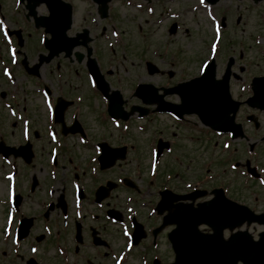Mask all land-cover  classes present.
<instances>
[{"label":"flooded vegetation","instance_id":"obj_1","mask_svg":"<svg viewBox=\"0 0 264 264\" xmlns=\"http://www.w3.org/2000/svg\"><path fill=\"white\" fill-rule=\"evenodd\" d=\"M96 38L91 37L89 42L94 56L95 50L99 49V47L94 49L92 45L96 42ZM31 43L34 44V40H31ZM36 44L38 47V37ZM37 47H34L36 53L32 60H30L28 52L23 49L29 63L36 61L41 51ZM79 50L84 52L83 49ZM10 55L13 61H11L9 53L0 52V140L6 145H15L18 142L24 143L28 138L32 148L34 147L37 151L40 148L44 150L39 158H44L45 164V154L49 156L53 148H58L55 164L59 160L63 161L67 172L52 179L48 174V169L45 172L41 171L40 168H36L39 176H43V181H48V184L41 183L39 190L36 188L30 190V178L25 181L21 179L22 172L25 171L24 168H20L23 161L20 159L21 161L18 163L19 158L11 159L18 174L16 180L19 190H16V193L22 197V202L14 214L7 236H4L7 220V210L4 207V224L0 238L2 244L0 264H143V262L144 264H168L169 260L167 259L170 258L168 255L170 250L168 249L167 233L173 228V225H169L167 219L166 225L157 231L155 235L152 232L154 229H158L157 226L161 224L162 217L168 214L167 209L162 215H159L155 210L159 199V190L164 188L170 189L174 194H184L196 188V184L185 183V178L179 170L168 171L166 169L165 172L161 171L154 188L147 186L145 191L139 190L134 193L135 196L128 203L131 212L127 211L126 206H122V186L119 184L110 190L108 196L100 203L94 202V192L97 185L104 184L106 180L117 182L121 174L114 176L110 170H107V174H103L104 171H98L97 169L93 174L94 176H91V168L96 164V160H92V157L94 158L92 152L96 150L101 142H106L113 147L126 145L128 153L131 151L139 152L144 144L141 133L132 132L131 129L124 132L120 129L103 127L102 125L105 124L104 114H83V112L81 114L78 112L69 114L67 110L78 104L75 101L76 96L81 95L82 101L84 98L87 99L88 84L85 82L84 76L87 75V72L83 59L77 61L76 56L73 54L70 58L59 55L48 64V66H51L54 62L53 72L65 68L67 76L71 74L73 69L75 75L81 77V79H79L78 84H71L65 80L52 77V73L42 72L38 77L29 76L20 62L23 54L18 55L14 51ZM3 60L11 62L2 64ZM72 64L77 66L73 67ZM80 66H83L84 74L82 71H77ZM5 70H7V74H5ZM25 78L27 80L36 79L37 93L41 96V90L44 89L52 100V106L57 96H62L74 102L66 110L67 114L65 112L63 115V123L66 129H70L75 125L74 121H77L78 125L74 126L78 128L77 132L62 134V125L56 123L52 118L50 119V114H44V126L37 127V120H39L37 116L39 115L30 114V116L25 114ZM40 79L42 81H39ZM45 86L47 88H44ZM91 116H93V119ZM6 126L9 127L10 138L14 139V142L8 141ZM147 130L145 129V132ZM16 131L19 137L15 139ZM53 136L56 140H53ZM169 137L170 132L163 130L162 138L169 139ZM135 154L140 156L139 153ZM164 155L166 159L163 160V167H166L169 164V157L167 153ZM131 161L137 160L134 158L129 159L128 162H118L112 167L116 166L121 170L123 167L128 166ZM5 167L9 170L8 166ZM31 167L34 168V164ZM42 172L44 173L41 174ZM141 177V175L136 176L138 180ZM4 182L6 189V181ZM74 182H77L84 192V202L85 205H88L85 209H83V206L78 209L80 217L76 216L74 207ZM261 190L262 195L255 196L254 199L256 202L262 201L263 211L264 183ZM70 192L71 196L67 194ZM199 200H194V203ZM179 202L178 199H172L169 203L170 210L173 211ZM109 209L120 211V221L112 223L113 221L107 214ZM64 216H66L65 219ZM133 218L142 224L145 237L132 246V251L127 260L124 258L121 262L120 249L123 243L121 223L130 228ZM45 226L49 228L50 233H46ZM255 226L257 225H248L249 228ZM37 230H41V232H37ZM16 231L20 236L17 239V245H14L12 235ZM41 242H44L47 248L53 252L52 255L41 256ZM30 246H36L37 251L34 254L30 253ZM57 247L65 249L63 255H58ZM43 254L45 253L43 252Z\"/></svg>","mask_w":264,"mask_h":264},{"label":"rangeland","instance_id":"obj_2","mask_svg":"<svg viewBox=\"0 0 264 264\" xmlns=\"http://www.w3.org/2000/svg\"><path fill=\"white\" fill-rule=\"evenodd\" d=\"M4 10L9 13L8 25L11 27H20L23 25L22 15L20 8L14 4V0H0ZM74 5V19H73V28L71 32L79 30L82 26H90L89 18L92 15H96L95 6L92 4L91 0H70ZM251 0H219L213 6V13L217 15V12L223 11L225 13V32H215L213 23L214 16L208 14L202 9H198V0H152L150 3L143 2L141 0H128L120 1L114 0L109 5L108 18L105 20H99V30H96L95 33L101 32V27H105V30L110 28V25L115 24L117 29L120 31L118 37H111V32L106 33L105 35L101 32L100 36L97 37L95 43H93L94 49L100 47L98 55H100L103 66L109 67L111 63H114V59L106 51L105 44L109 42L112 46H115V55L120 58V64L118 67L114 68V72H119L122 82L119 84L116 82L117 76L109 77L108 80L110 84L114 87L115 85H120L123 89L124 95L126 98L130 96V92L134 82L137 80L138 76H143L144 82H152L155 85H162L166 82L173 84L175 81H180V79L185 80L193 74L198 73L199 65L201 62L208 58V55H212V49L209 51L208 44L210 40H214L218 37L220 42V50L216 55V65H217V75H219L225 65L226 59L229 56L235 57L236 67L235 70H240L243 68L244 63L250 65V74L256 72H264V60L260 59L261 56H264V1L257 3H252ZM141 5L139 8L138 5ZM152 7L154 12H147V8ZM14 8V9H13ZM39 12H44V7L40 6ZM171 13H174L176 17L172 18ZM223 15L220 14V19L223 18ZM240 18L238 21L237 19ZM175 21L178 25L175 33L169 34L168 28L171 22ZM92 24V23H91ZM25 30H31L30 26L25 23ZM23 46L24 49L28 52L30 60L33 59L35 55L34 47H37L36 40L38 34L27 35L23 33ZM104 36V37H103ZM104 39V42H103ZM31 40H34V44L31 43ZM257 41V43H256ZM111 46V47H112ZM38 48V47H37ZM40 49V48H38ZM96 51V50H95ZM98 51V49H97ZM260 56V57H259ZM143 59H150L162 70H171L173 73L172 79L167 78L168 76H160L159 74L146 76L143 67ZM234 67V65H233ZM83 69V68H81ZM144 72V73H143ZM244 72L240 71L242 74ZM127 73H129L127 75ZM74 71L72 69L71 74L65 78L66 81L78 84L77 77H74ZM140 76V77H141ZM138 77V78H140ZM116 79V80H115ZM30 88L29 97H25L26 110L28 114H37V127L44 126L45 124V106L43 105L42 99L32 91L33 82L32 80L27 83ZM239 88V86H235ZM175 96H173L174 98ZM88 101H82L84 107L83 114H103V107L101 100L98 97L92 95L88 91ZM170 100H175L171 99ZM28 102V103H27ZM130 103L136 102L129 98ZM88 103V105H87ZM254 111V110H253ZM255 114H261L256 113ZM31 116V115H30ZM261 120V126L259 132L252 133L249 124L246 125L247 131L250 133L252 141L259 140L258 135L264 134V117L259 115ZM93 119V116H91ZM241 118V115H240ZM144 120H140L142 123ZM151 122V133L150 131L144 135L145 138H149L150 134L152 137L158 134L162 130L172 132V130L178 132L180 135L184 134L185 136L193 135L194 142H189V139L183 137L180 140H177V145H175L174 150L180 156V162L176 163L174 160H171L166 167H163V163L160 166L161 171L163 172L171 170H179L185 180H192L200 176V173H204L206 170L212 174L218 172L220 167L227 166V162L222 161V158H227L229 153L230 155L236 156V160H240L244 157L243 149L240 150L239 143L242 144V148L246 146V143L240 139H236L231 145V148L228 154L220 149V147L212 146V143L209 142L206 136L210 134L205 132L203 129H184L179 128L176 130L173 127V121L168 116L164 114H159L153 116V119L149 120ZM137 121L130 123L132 127L137 126L139 123ZM146 126V124H143ZM103 127H110L107 124L102 125ZM107 130V129H105ZM6 135L8 141L14 142V139L10 138V129L6 126ZM19 135L17 131L15 132V139ZM257 137V138H256ZM218 141L219 138H217ZM214 141V139H212ZM257 144L260 157L256 160L259 168L261 166L264 168V142ZM236 150H232V148ZM141 155L140 161H137L138 166L142 170V176L145 177L144 172L146 171V159L149 160V149L148 147L142 146L138 152ZM37 158L33 161L34 168L24 163L20 164V168H24L25 171L22 172L21 179L25 181L26 179L31 181V176H37L36 189L41 188V183L48 184V181H43V176H39V173L36 168L40 170H47V166L44 163L43 159ZM44 156V154H43ZM45 159L47 154H45ZM18 163L21 161L17 160ZM128 162V160H125ZM222 161V162H221ZM221 162V163H220ZM118 162H116L117 164ZM121 163V162H120ZM146 163V164H145ZM220 163V164H219ZM115 164V165H116ZM131 164V165H130ZM64 165L63 161H58V167L60 166L59 172L61 173V167ZM222 165V166H221ZM135 161L129 163L130 169L128 167H123L124 170H119V167H112L108 170L114 176L125 174L131 177V170L138 167ZM127 169V170H126ZM160 171V174H161ZM124 172V173H123ZM108 171L106 172V174ZM230 172L229 175H218L213 179V183L224 184L229 186L230 197L241 203H249L252 205V209L255 212L262 211V201H253V183L242 184L241 176L239 179H233ZM43 181V182H42ZM147 183V182H146ZM213 184V185H215ZM24 185V184H23ZM22 185V186H23ZM62 185V182H61ZM144 185V183L142 184ZM257 186V185H256ZM5 182L0 180V200L5 197ZM261 190V189H260ZM121 189V200H123L126 195L125 192H122ZM259 195H262V190L257 192ZM71 196V192L67 193ZM4 207L0 204V235L2 231V226L4 224ZM263 226H255L254 228H249L250 232L255 236ZM41 232V230H37ZM227 235V233H225ZM123 245V243H122ZM43 247L44 245H41ZM47 247V246H46ZM2 244L0 239V254H1ZM169 249V248H168ZM164 252V247H163ZM40 253L43 255V252L40 249ZM53 252L50 251L45 256L52 255ZM170 257L172 253L169 251L168 254ZM167 260H170L167 259ZM1 262V258H0Z\"/></svg>","mask_w":264,"mask_h":264},{"label":"water","instance_id":"obj_3","mask_svg":"<svg viewBox=\"0 0 264 264\" xmlns=\"http://www.w3.org/2000/svg\"><path fill=\"white\" fill-rule=\"evenodd\" d=\"M95 1L101 4V11H104L102 16H105L106 2L109 0ZM41 2H45L50 10L48 17L38 19L47 31L52 33L47 45L54 47L55 44L57 49H66L70 45L69 41L76 42V38H68L64 34L70 24V6L60 0H27L26 7L33 13L34 7ZM175 89H178L182 96L180 105H170L168 108L173 113L181 115L195 112L205 124L211 123L213 128L231 129L228 122L222 120V114H227L231 109L234 111L236 103L230 100L227 76L218 81L214 79L213 62L202 76L173 90ZM253 89L254 96L248 100L249 103L264 107V78L255 80ZM109 100L110 113L114 116L122 114L119 96H109ZM214 203L201 204L195 212H184L182 211L184 207H179L170 216L176 215L178 224V229L172 235L175 238L174 248L177 253L174 264H236L238 259H242L244 264H264V233L260 234L257 241H252L244 231L232 234L227 241L221 238V230L225 226L233 228L244 219H250L251 213L235 203L228 204L224 201ZM200 223L209 224L214 228V233L206 236L200 234L196 230Z\"/></svg>","mask_w":264,"mask_h":264},{"label":"snow or ice","instance_id":"obj_4","mask_svg":"<svg viewBox=\"0 0 264 264\" xmlns=\"http://www.w3.org/2000/svg\"><path fill=\"white\" fill-rule=\"evenodd\" d=\"M4 30V25L3 24H0V31H3ZM5 74H7V70H5ZM10 179V177H9Z\"/></svg>","mask_w":264,"mask_h":264},{"label":"bare ground","instance_id":"obj_5","mask_svg":"<svg viewBox=\"0 0 264 264\" xmlns=\"http://www.w3.org/2000/svg\"><path fill=\"white\" fill-rule=\"evenodd\" d=\"M44 173V172H43Z\"/></svg>","mask_w":264,"mask_h":264}]
</instances>
